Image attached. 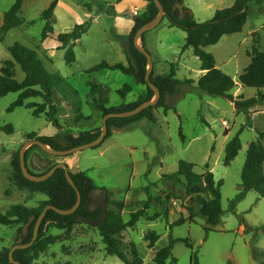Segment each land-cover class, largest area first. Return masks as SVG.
Returning a JSON list of instances; mask_svg holds the SVG:
<instances>
[{"label":"rangeland","instance_id":"rangeland-1","mask_svg":"<svg viewBox=\"0 0 264 264\" xmlns=\"http://www.w3.org/2000/svg\"><path fill=\"white\" fill-rule=\"evenodd\" d=\"M15 0H0V28L4 13ZM52 0H25L21 6L20 18L25 23L20 28L8 31L4 39L0 40V67L4 61L10 60L7 48L19 43L38 54L44 62L46 70L53 74L58 73L64 84L61 91H57L66 101L70 115L61 120L58 114L60 132L71 133L77 136L81 131L101 129L102 116L91 107L92 100L107 97L108 106L129 104L144 94L146 87L137 84L130 76L115 71H99L87 74L86 70L104 59H119L114 34L111 27L117 23L114 15L105 10L102 1L111 3L115 0H59L57 10H54L55 30L60 34L69 33L77 24L85 21L89 23L87 32L73 46L75 62L67 65L64 61V51L54 50L52 58L45 50L40 34L44 26L40 14L49 6ZM235 0H183V6L190 10L198 23L212 19L217 10L229 8ZM125 2L134 3L135 0ZM59 3V2H58ZM89 3L94 14L100 15L97 23L89 20L85 14L83 4ZM104 7L103 9L100 8ZM138 7V6H137ZM142 12V9L137 8ZM55 8V9H56ZM85 9V10H84ZM96 9V10H95ZM135 12V11H134ZM132 12L131 17L138 16ZM110 13V14H107ZM31 23V24H30ZM166 19L150 31L145 38L156 37L144 45L151 55L154 76L167 75L171 65L176 68L175 79L178 81L191 80L190 86H180L177 94L167 95L164 103L173 110L166 113L162 108L156 109V121L151 123L142 121L128 128L114 132L111 138L104 141L99 148L87 149L75 155L74 172H84L92 181L95 190L107 191L111 200L122 201L124 210L122 216L128 221L130 214L141 211L142 216L135 227L122 232L121 240L124 250L129 254V245L133 243L143 258V264H149L155 253L167 245L168 235L174 239H189L191 248L184 243H175L172 257L166 264H191L194 254L198 264H258L254 249L264 251V198L250 192L236 205L235 212L229 210L230 200L238 193L240 174L245 162L247 145L259 139L264 145V102L251 108L245 116L236 113L235 106L227 99L210 97L197 90V81L201 77L200 63L191 49L183 50L185 33L181 30L166 29ZM55 40V37H52ZM50 39L48 44L55 43ZM113 44V45H112ZM60 46V44H59ZM264 52V5L254 2L248 4L247 20L240 33L223 36L215 45L204 48L211 54L216 68L230 76L237 87L232 91L233 99L238 101L256 97L253 88H242L238 84V76L247 67L250 60L247 53L252 47ZM126 48V46H125ZM116 53V54H115ZM126 55V54H125ZM127 64L126 56L122 58ZM23 72L16 66V80L22 81ZM90 79L107 85L105 91L98 87V91L91 93ZM124 85H129L131 91L122 98L117 91ZM77 95H74L73 92ZM264 95V88L261 90ZM17 94L10 93L0 97V213L3 214L10 206L20 204L24 207L35 208L45 195L39 192L19 190L13 183L12 161L14 155L26 142L25 135L35 133L38 136H52L58 132L45 120L44 115L32 116V109L24 107L7 112L9 105L15 101ZM79 102L80 111L85 116L84 121H73V105ZM31 103H41L40 99L28 100ZM54 102V101H53ZM56 105V103L54 102ZM57 106V105H56ZM203 118L208 125L201 123ZM11 125L12 134H7L1 128ZM181 128L184 140L181 139ZM240 134L241 150L229 166L222 164L224 147L238 130ZM65 157H50L38 147H32L27 154V167L32 173L39 174L49 162L63 163ZM180 160L195 165L194 172L200 174L207 167L217 182H221V207L223 215L221 224L213 232L205 231V221L196 217L193 223L186 222L172 227L170 224L179 217L188 216L187 208H196L191 205L188 196L184 194L180 184L161 183L162 175L172 174L177 170ZM173 194L166 203L165 209L158 202L159 197ZM102 198H103V194ZM105 197V196H104ZM93 201L91 202V204ZM116 211L115 208L109 207ZM166 212V213H165ZM158 215L156 219H152ZM243 220V232L240 233V220ZM14 226L0 225V250L11 248L24 236V231L17 237ZM154 232L159 236L152 249L147 248L144 236ZM46 236L53 239V244L35 264H123L117 257L108 256L104 245L95 227L81 222L68 231H58L48 225ZM175 261H174V260Z\"/></svg>","mask_w":264,"mask_h":264},{"label":"trees","instance_id":"trees-1","mask_svg":"<svg viewBox=\"0 0 264 264\" xmlns=\"http://www.w3.org/2000/svg\"><path fill=\"white\" fill-rule=\"evenodd\" d=\"M24 1L25 0H15L11 7L4 13L2 26L0 28L1 41L8 31L20 28L24 25V19L19 16ZM143 1L146 3L144 11L132 18L133 24L125 48L127 64L115 63L110 65L105 61H101L87 69L86 73L90 74L102 70H117L123 75L132 77L137 84L144 85L146 91L144 94H141L136 101L117 107L108 106V99L102 97V94L99 93L100 99H93L91 107L102 117L110 113L128 112L135 109L141 103L153 98V92L145 82L147 68L146 58L133 44V37L136 31L154 20L158 13L153 0ZM158 1L163 7V20H167L168 27L170 29L181 30L185 33V44L182 49H191L193 55L200 63V71L205 72L197 81V90L201 94L210 97L227 99L234 104L236 113H243L245 116L250 115L248 111L251 108L255 107L260 102H264V95L261 93V90L264 88V52L259 51L257 47L253 46L251 51L247 53L250 62L238 76V84L242 88L247 87L255 89L256 97L247 100H241L242 97H240L239 100L236 101L232 96V91L237 87L236 83L230 76L216 68L214 57L206 53L204 48L217 44L223 36L240 33L247 20L248 4L254 2L257 5H264V0H235L231 7L217 10L212 19L204 23L195 21L190 10L183 6V0ZM58 2L59 0H52L49 6L40 14L41 20L44 21V26L40 34L41 41L50 38L54 34V10ZM176 4L182 5V12L179 11ZM83 7L87 11L91 9L89 3L83 4ZM100 8L103 9L104 7L100 6ZM88 26L89 23L84 22L75 25L69 33H60L56 35L55 40L60 44L58 49L64 51V61L67 65L75 62L72 48L87 32ZM148 33L149 32L145 33L140 41L141 47L146 51L144 38ZM7 52L10 55V60L4 61L3 65L0 67V97H5L10 93L17 94L16 100L9 105L7 112H12L19 107L32 109L31 113L33 117L44 115L45 120L58 130L53 136H38L35 133L27 134L25 135L26 141L38 140L53 150L63 151L90 143L98 138L100 134L99 128L96 130L81 131L77 136H73L71 133L62 134L59 130L60 125L58 118L55 117V115L58 114V107L53 102L52 92L53 90L61 91L64 79L58 73H49L45 68L44 62L39 59L38 54L33 49H29L19 43H14L7 48ZM16 66H18L24 74V78L20 82L16 80ZM176 71L177 68L172 64L170 73L167 75L154 76L151 72L150 81L160 92V100L158 103L155 106L144 109L132 117L109 119L107 121V134L105 140L111 136L113 130L122 129L140 121L155 123V111L158 108H162L165 113L168 110H173L175 112V109L169 108L164 103L165 97L167 95L177 94L179 87L182 85L190 86L193 84L191 80H185L183 82L176 80ZM90 87L92 94L98 91L97 85L91 84ZM130 91L131 87L129 85H124L117 93L124 98ZM73 93L77 95L75 91ZM32 99H40L41 103H27L28 100ZM79 105V102L76 101L72 108L74 111L73 121L75 123L82 122L85 119L80 111ZM201 123L208 125L203 118H201ZM1 130L5 131L7 134L13 133L11 125L3 127ZM241 133L242 128H240L225 144L222 162L224 166H229L241 150ZM179 134L181 139L184 140L181 128L179 129ZM260 136L261 134H259V139L250 142L246 149L245 162L240 174L239 191L232 200H230L229 210L232 213L235 212L236 205L250 192L256 193L258 199L264 198V145L259 141ZM32 147L28 148L25 152V164L27 169L26 157L28 151ZM45 155L50 156L46 153ZM56 164L59 163H47L39 174L32 173L29 169L28 171L34 176H43ZM194 167V164L180 160L177 165V170L174 173L165 174L161 177V183L163 185L168 183L180 184L184 194L188 196L191 205L196 208L195 212L192 208H187L188 216L186 218L179 217L170 224V229L186 222L193 223L196 217H200L205 221V231L213 232L215 228L221 224V218L224 213L221 207V182L215 180L213 173L208 171L206 166L204 167V171L200 174L194 172ZM12 168V180L19 190L39 192L46 197V199L35 208H28L20 204H15L10 206L3 214L0 213V225L18 226L16 229L17 237L22 233L23 227L27 225L24 236L16 243L26 245L32 239L34 224L42 210L46 206H53L60 210H69L76 202V193L68 184L65 178V172L61 168L57 169L49 179L43 182L36 183L27 180L20 169L19 151L14 155ZM68 172L81 195L79 208L75 213L67 216L59 215L52 210L47 211L40 225L35 243L27 249L15 250L13 252V259L20 264H35L39 256L46 252L49 246L53 244V239L45 234L46 227L52 225L58 231H68L76 224H81L78 220V218L81 217L90 221L100 220L95 228L104 245L106 255L117 257L123 264H143V258L139 255L135 245L133 243L129 245L130 250L127 255L123 248L125 245H123L121 240L122 232L126 231L128 228H134L142 216V212L137 211L131 213L129 220L125 221L122 216V211L125 207L123 202L111 200V194L107 191L105 196L106 212L103 213L100 208L91 210V194L95 190L92 181L84 172L71 173L69 170ZM172 196L174 195L169 193L164 198L159 197V204L167 209L166 203ZM110 206L115 208L116 211L110 209ZM104 216L105 219L103 220ZM157 217L158 215L154 216L152 219H156ZM240 222L242 226H245L242 219ZM144 240L147 242V248L152 249L159 240V236L154 232H148L145 234ZM177 242H182L187 248H191L189 239H174L171 234H169L167 245L155 253L149 264H166L167 260L171 259L172 249ZM9 250L10 248H2L0 250V264H10L8 259ZM191 264H198V260L194 254L191 257ZM258 264L263 263L258 262Z\"/></svg>","mask_w":264,"mask_h":264},{"label":"water","instance_id":"water-1","mask_svg":"<svg viewBox=\"0 0 264 264\" xmlns=\"http://www.w3.org/2000/svg\"><path fill=\"white\" fill-rule=\"evenodd\" d=\"M153 1H154L155 5L157 7V10H158L157 16L155 17L154 20H152L151 22H149L146 25L142 26L141 28H139L136 31V33H135V35L133 37V44H134L135 48L141 54H143L145 56V58H146L147 68H146V73H145V82H146L147 86L152 90L153 98L151 100H149V101H145V102L141 103L135 109L130 110L128 112L110 113V114H107V115L103 116L102 120H101L100 134H99V136H98V138L96 140H94V141H92L90 143H87V144H84V145H81V146H77V147H74V148H71V149H68V150H63V151L53 150V149L49 148L48 146H46L45 144H43L42 142H40L38 140L26 141L21 146V148L19 150V161H20V169H21V172H22L23 176L27 180H29L31 182H36V183L43 182V181L49 179L54 174V172L57 169L61 168L65 172V178H66L68 184L74 189V191L76 193V202H75L74 206L72 208H70L69 210H60V209H57V208H55L53 206H46L42 210V212L40 213V215L38 216V218H37V220H36V222L34 224L31 241L28 244H26V245L16 244V245H14V246H12L10 248L9 253H8V259H9L10 264H20V263L16 262L13 259V252L15 250L27 249V248H29L30 246H32L35 243V241L37 239V236H38L40 225H41V223H42L47 211L52 210V211L56 212L59 215L67 216V215H71V214L75 213L76 210L79 208L80 203H81V195H80L78 189L76 188L73 180L71 179V176L69 175L68 168H67L66 164H64V163L56 164L54 167H52L43 176H38V177L34 176L26 168V164H25V152H26V150L28 148L32 147V146H37L44 153H46V154H48L50 156H53V157H67V156L74 155L76 153H79V152L87 150V149L96 148V147L100 146L105 140V137H106V134H107V121L109 119H112V118H127V117L135 116L138 113H140L141 111H143L144 109H146V108H148L150 106H155L158 103V101L160 100V92H159V90L150 81V75H151V72H152V69H153V63H152L151 55L144 48H142L141 44H140L142 36L145 33L150 32L153 29H155L161 23V21L163 20L164 10H163V7H162L161 3L158 0H153ZM176 7L179 9L180 12H182V5L181 4H176ZM103 193H104V195L106 194L105 192H103ZM99 208L102 210L103 213L106 212V200H101V202L96 203V204L92 203L91 206H90L91 210H95V209H99ZM104 219H105V216L103 217V220ZM78 220L80 222H83V223L88 224V225L93 226V227L97 226V224L100 222V220L90 221V220H87V219H83L81 217H79ZM26 227H27V225L23 227L22 231H24V233L26 232Z\"/></svg>","mask_w":264,"mask_h":264},{"label":"crops","instance_id":"crops-1","mask_svg":"<svg viewBox=\"0 0 264 264\" xmlns=\"http://www.w3.org/2000/svg\"><path fill=\"white\" fill-rule=\"evenodd\" d=\"M125 1L126 0H115V1H113L111 3H108L107 1H102V3H103L102 5H105V10L109 11L112 15L115 16L114 20L118 19L117 23H115V25H113L111 27V32H113V34H114L113 35L114 36L113 41H118L117 42L118 44L116 45V48H117V52L119 53V59L117 58V59H113V60H109V59H104L103 60V61H105L106 63H108L110 65L111 64H115V63H120V64L125 65V63H123V61H122V58H123V56H126L125 55V46H126V42L128 40L130 31H131V28H132V24H133L132 23L131 13L135 11L138 14H140V13H142L144 11L145 6H146V3L143 0H135L134 3H129V2L127 3ZM59 4L61 5V1H59L58 5ZM58 5H57V8H58ZM136 7L140 8V10L142 9V12L137 11L138 9H136ZM57 8L55 10H57ZM93 9L94 8L91 7L90 11H87L85 9L84 10L86 11L85 14H87V13L89 14V15H87V17L90 16L89 20H91L95 24V23L98 22V20L100 19L101 16L98 15V14H94L93 13V11H94ZM110 13H107V14H110ZM55 23H56V20H55ZM162 29H163L162 31L164 32V30L170 29V28L168 27V24H167L166 28H162ZM57 34H59V33L54 28V34L50 38H48V39L43 41V46H44L45 50H48V55H49L50 58H52L53 51L54 50H58V48H59V43L55 42V40L52 38V37H56ZM50 39L54 40V42H55V43L50 44L52 46H49V44H48ZM148 40H150L151 43H154L156 41V37L155 36H151L149 38L148 37L145 38V44L148 42ZM102 71H105V70H102ZM200 73H201V76H202V75H204L205 72L200 71ZM90 74H92V73H90ZM89 83L97 85L101 90L105 91L106 95L108 94L110 88L107 85L95 82L92 79H90ZM52 99H53V101L56 103V105L58 107L59 118L61 120L67 119L69 117V115H70V112H69L68 107L65 105L66 101L61 97V95L56 90H53V92H52ZM140 122H142V121H140ZM140 122H138V123H140ZM135 124H137V123H135ZM130 126H128V127H130ZM128 127H125V128H128ZM125 128H122V129H125ZM122 129L113 130L112 134L114 132L120 131ZM56 133L57 132L54 131V133H52V136L55 135ZM112 134H111V136H112ZM111 136L109 138H111ZM247 147H248V145H247ZM76 154H78V153H76ZM76 154H74V155H72L70 157H66L63 160V163L66 164L68 170L71 173L81 172V171H78V170H76L75 172L73 171V170H75L74 169V163H75V160H76L75 159V155ZM103 192L106 193V191L97 190V194H95V195L91 194V200L93 201V203L96 204V203L101 202V200H105L104 196H106V194L104 195ZM101 194H103V198H102ZM243 229H244L243 226L240 225V228H239L240 233H244ZM254 256H255L256 260H259L260 262H262L264 264V251L263 250L255 248L254 249Z\"/></svg>","mask_w":264,"mask_h":264},{"label":"built area","instance_id":"built-area-1","mask_svg":"<svg viewBox=\"0 0 264 264\" xmlns=\"http://www.w3.org/2000/svg\"><path fill=\"white\" fill-rule=\"evenodd\" d=\"M135 13V12H134Z\"/></svg>","mask_w":264,"mask_h":264}]
</instances>
